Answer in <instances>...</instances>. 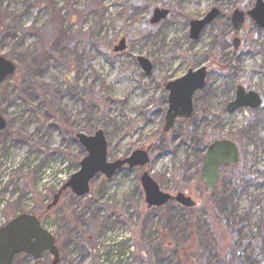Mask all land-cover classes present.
Segmentation results:
<instances>
[{
	"label": "rangeland",
	"instance_id": "1",
	"mask_svg": "<svg viewBox=\"0 0 264 264\" xmlns=\"http://www.w3.org/2000/svg\"><path fill=\"white\" fill-rule=\"evenodd\" d=\"M255 1L0 0V56L15 67L0 84V227L36 217L60 264H264V29L246 15ZM156 9L167 16L151 24ZM211 10L219 15L191 39L190 23ZM234 11L244 15L238 31ZM121 40L125 49L113 52ZM203 67L191 118L165 132V85ZM239 87L260 106L228 113ZM97 131L108 163L142 150L147 165L97 174L88 194L66 189L48 209L87 155L76 136ZM220 140L239 160L208 194L203 157ZM144 172L162 193L197 206L147 210ZM48 263L44 253L13 264Z\"/></svg>",
	"mask_w": 264,
	"mask_h": 264
},
{
	"label": "water",
	"instance_id": "2",
	"mask_svg": "<svg viewBox=\"0 0 264 264\" xmlns=\"http://www.w3.org/2000/svg\"><path fill=\"white\" fill-rule=\"evenodd\" d=\"M219 12L211 10L202 20L190 23L189 36L197 40L203 29L211 23ZM255 21L259 29H264V3L256 0L253 9L246 14ZM167 11L156 9L150 20L151 24H157L165 19ZM244 22V15L240 11H234L231 16V23L235 31L240 30ZM125 49V41L121 40L113 48V52H121ZM138 63L146 75H149L152 66L142 58H138ZM14 65L0 56V84L5 79L14 74ZM206 69L200 68L196 71L189 70L183 77L169 82L165 85L168 91V109L165 116L164 131L170 130L176 118L189 119L193 113L192 96L201 90L205 84ZM261 100L255 93H244L239 87L236 91L235 100L228 104L226 111L233 113L241 107L256 109L260 106ZM6 127L5 121L0 116V131ZM77 139L82 145L87 155L80 162L78 172L74 173L67 183L61 188L52 199L53 207L61 197L62 191L70 189L71 193L77 197H83L89 192V183L97 175L101 174L110 178L116 171L124 166L129 168L144 167L148 163L146 152L142 150L134 151L130 157L107 162V144L102 131H97L93 136L78 134ZM239 155L235 145L229 141H217L211 144L205 153L203 166L200 172L201 180L205 186V192L214 193L218 188L220 179V167L227 169L238 163ZM140 184L145 193V203L147 210L160 208L169 202H175L185 209L196 207V203L182 193L175 197L164 194L158 185L144 172L140 178ZM43 253H48L52 257L50 264H59L60 256L55 244L54 237L41 228L36 217L30 215H20L13 218L5 226L0 228V264H13L18 255H28L38 261Z\"/></svg>",
	"mask_w": 264,
	"mask_h": 264
},
{
	"label": "flooded vegetation",
	"instance_id": "3",
	"mask_svg": "<svg viewBox=\"0 0 264 264\" xmlns=\"http://www.w3.org/2000/svg\"><path fill=\"white\" fill-rule=\"evenodd\" d=\"M165 116H166V115H165ZM176 119H184V118H176ZM176 119H175V120H176ZM164 120H165V119H164ZM164 122H165V121H164ZM173 125H174V124H173ZM220 141H226V140H220ZM215 142H217V141H215ZM213 143H214V142H213ZM213 143H211V144H213ZM211 144H210V145H211ZM210 145H209V146H210ZM209 146H208V147H209ZM208 147H207V148H208ZM206 151H207V150H206ZM205 153H206V152H205ZM238 155H239V153H238ZM204 156H205V154H204ZM203 161H204V157H203ZM202 166H203V165H202ZM124 167H125V166H124ZM124 167H122V168H124ZM127 167H128V166H127ZM128 168H129V167H128ZM135 168H136V167H135ZM141 168H142V167H141ZM130 169H131V168H130ZM132 169H133V168H132ZM222 170H224V168L220 167V176H219L220 179H219V181H218V188H219V183H220V180H221V172H222ZM200 172H201V171H200ZM200 178H201V176H200ZM201 181H202V180H201ZM202 183H203V182H202ZM203 184H204V183H203ZM218 188H217V190H218ZM204 189H205V186H204ZM217 190H216V191H217ZM206 193H208V192H206ZM208 194H211V193H208ZM58 252H59V251H58ZM43 254H44V253H43ZM43 254H42V255H43ZM23 255H25V254H23ZM18 256H21V255H18ZM59 256H60V254H59ZM47 257H48V259H49V263H48V264H50L51 261H52V257H51L48 253H47ZM60 259H61V256H60ZM60 262H61V261H60Z\"/></svg>",
	"mask_w": 264,
	"mask_h": 264
},
{
	"label": "trees",
	"instance_id": "4",
	"mask_svg": "<svg viewBox=\"0 0 264 264\" xmlns=\"http://www.w3.org/2000/svg\"><path fill=\"white\" fill-rule=\"evenodd\" d=\"M235 250L234 246H231L226 252L234 253Z\"/></svg>",
	"mask_w": 264,
	"mask_h": 264
},
{
	"label": "bare ground",
	"instance_id": "5",
	"mask_svg": "<svg viewBox=\"0 0 264 264\" xmlns=\"http://www.w3.org/2000/svg\"><path fill=\"white\" fill-rule=\"evenodd\" d=\"M128 88V87H127ZM129 89V88H128Z\"/></svg>",
	"mask_w": 264,
	"mask_h": 264
}]
</instances>
